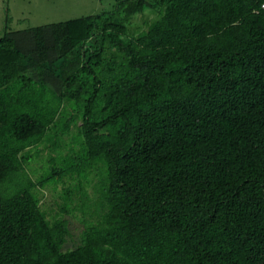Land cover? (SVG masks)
I'll return each mask as SVG.
<instances>
[{"label":"trees","instance_id":"16d2710c","mask_svg":"<svg viewBox=\"0 0 264 264\" xmlns=\"http://www.w3.org/2000/svg\"><path fill=\"white\" fill-rule=\"evenodd\" d=\"M0 264H264V0L7 26Z\"/></svg>","mask_w":264,"mask_h":264},{"label":"rangeland","instance_id":"374dc122","mask_svg":"<svg viewBox=\"0 0 264 264\" xmlns=\"http://www.w3.org/2000/svg\"><path fill=\"white\" fill-rule=\"evenodd\" d=\"M118 0H0V39L8 26L11 30H20L30 27H37L51 23L63 22L81 16L95 15L102 12H110L117 6ZM147 12L134 19L133 27L143 30L147 23L152 21L155 13ZM146 30V29H145ZM45 158L33 163V167L41 174ZM32 168V167H30ZM63 185H59L55 190L49 187L45 192L46 200L44 208L49 212L57 210L58 204L62 203L61 195ZM92 197L95 196L94 189H89ZM80 215L79 213H77ZM71 232L65 249L74 248L80 243V235L84 228V223L75 218H71Z\"/></svg>","mask_w":264,"mask_h":264}]
</instances>
